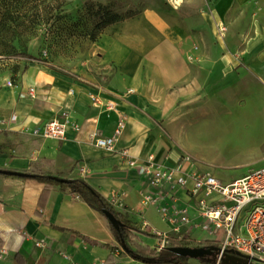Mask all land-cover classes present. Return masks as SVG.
<instances>
[{"label":"crops","instance_id":"crops-1","mask_svg":"<svg viewBox=\"0 0 264 264\" xmlns=\"http://www.w3.org/2000/svg\"><path fill=\"white\" fill-rule=\"evenodd\" d=\"M233 1L239 0H210L211 14L198 23L177 24L165 13L146 9L106 27L96 41L105 79L72 78L41 63H23L17 77L0 69V170L83 179L139 231L150 229L176 239L153 207L141 205L144 185L127 161L143 163L152 155L160 164H174L177 158L163 156L158 148L155 124L165 111L151 101L155 85L181 80L186 67L201 79L207 77L212 87L219 70L225 75L238 67V59L222 57L221 50L191 49L205 34L217 36L223 29V44L237 46L231 38L234 29H220L224 9ZM192 26L198 31L192 32ZM244 55L250 72L264 83L263 26L256 25L245 40ZM22 91L33 97H20ZM63 116L79 131L69 130L60 141L32 135L35 127ZM120 117L125 125L115 136ZM93 132L114 137L112 149L90 143ZM142 238L154 246V238ZM118 248L106 218L77 196L57 187L46 190L31 179L0 175V249L6 251L0 264H143Z\"/></svg>","mask_w":264,"mask_h":264},{"label":"rangeland","instance_id":"rangeland-1","mask_svg":"<svg viewBox=\"0 0 264 264\" xmlns=\"http://www.w3.org/2000/svg\"><path fill=\"white\" fill-rule=\"evenodd\" d=\"M263 1H233L224 9L220 29L225 26L234 29L231 38L236 40L235 48L223 44L226 29L217 31V36L205 34L199 44L191 45L193 50L217 49L222 51V57L230 55L238 59L235 70L225 75L219 70L213 75L219 81L211 87L206 83L207 77L201 79L195 69L183 67L181 80L171 85L159 81L151 98L165 111L155 124L158 148L163 156L174 159L187 156L192 168L212 174L222 182L255 170L264 157V83L250 72L244 55L245 40L252 36L253 28L258 24L264 27ZM98 6L122 20L155 9L177 24L186 20L198 23L203 15L211 14L210 0H65L63 14L74 25L70 32L53 40L40 31V35L21 47L14 42L16 54L0 56V69L17 77L23 63H41L72 78L105 79L96 49L97 39L91 42L84 35L98 21L93 16ZM198 29V26L191 28L192 32ZM17 63L20 67L16 69ZM199 234L193 232L192 237L200 240L203 235ZM136 239V243L149 247L142 237Z\"/></svg>","mask_w":264,"mask_h":264},{"label":"built area","instance_id":"built-area-1","mask_svg":"<svg viewBox=\"0 0 264 264\" xmlns=\"http://www.w3.org/2000/svg\"><path fill=\"white\" fill-rule=\"evenodd\" d=\"M7 84L10 86L11 82ZM20 97H33V93L22 91ZM124 125V117H120L115 136ZM69 130L78 132L79 127L63 116L31 132L35 137L60 141ZM89 140L96 147L111 150L115 138L100 137L93 132ZM260 161L255 170L228 182L192 168L187 156L177 157L171 166L156 162L152 155L143 163L129 159L127 166L137 171L144 185L140 191L141 205L153 207L171 227L176 240L194 247L201 243L214 245L218 253L213 264H221L227 251L246 257L249 263L264 264V157ZM180 193L186 202H181ZM118 206L122 207L120 203ZM144 232L154 236L153 249L160 251L168 247L170 238L166 234L150 229ZM193 232H199L203 238L197 240L192 237ZM5 254L0 249V260Z\"/></svg>","mask_w":264,"mask_h":264},{"label":"trees","instance_id":"trees-1","mask_svg":"<svg viewBox=\"0 0 264 264\" xmlns=\"http://www.w3.org/2000/svg\"><path fill=\"white\" fill-rule=\"evenodd\" d=\"M65 0H0V56L16 54L14 42L21 47L31 39L40 35V31L53 40L61 39L74 25L66 21L63 14ZM93 15L98 18L92 29L85 33L89 41L94 42L106 27L122 22L119 16L110 14L103 7L98 6ZM70 32V31H69ZM24 54V53H20ZM26 58L33 60L31 55ZM15 68H19L15 66ZM0 175L19 179L37 181L49 190L54 187L62 192L77 196L92 210L104 217L102 211L110 212L118 221L119 227L115 230L108 222L118 249L123 251L132 260L143 264H188L191 260L178 257L166 250L157 251L148 246L136 243V238H154L147 232L139 231L127 215L115 210L98 192L92 189L83 179H61L52 176L29 175L15 171L0 170ZM190 243L169 239L168 247H191ZM193 245L192 247H194ZM198 247H214L210 243H201ZM202 264H211L201 262Z\"/></svg>","mask_w":264,"mask_h":264},{"label":"water","instance_id":"water-1","mask_svg":"<svg viewBox=\"0 0 264 264\" xmlns=\"http://www.w3.org/2000/svg\"><path fill=\"white\" fill-rule=\"evenodd\" d=\"M102 214L109 222V224L117 230L119 227V221L108 211H102ZM166 250L178 257L196 260L200 262L214 263V258L218 253V249L215 247H167ZM221 264H252L248 262L246 257L240 256L233 251L225 252V256L222 259Z\"/></svg>","mask_w":264,"mask_h":264}]
</instances>
